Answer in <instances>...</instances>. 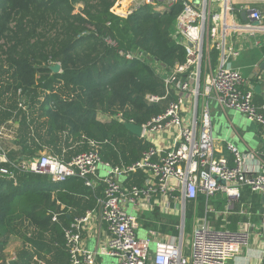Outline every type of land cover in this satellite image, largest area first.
<instances>
[{
    "label": "trees",
    "instance_id": "1",
    "mask_svg": "<svg viewBox=\"0 0 264 264\" xmlns=\"http://www.w3.org/2000/svg\"><path fill=\"white\" fill-rule=\"evenodd\" d=\"M114 3L0 0V127L18 124L11 161L42 151L69 161L93 143L103 161L127 166L149 148L117 119L101 122L98 116L121 114L142 125L163 112L169 98L149 103L145 97L163 95L154 63L170 68L184 62L183 49L170 37L179 8L160 13L146 5L121 19L110 11ZM127 52L146 58L126 60L121 53ZM54 64L59 73L50 70ZM35 111L40 114L33 116ZM16 177L15 184L0 179V264H8L4 251L12 237L22 245L12 264H37L34 257L66 263L64 229L75 215L96 207L102 187L87 188L79 177L57 184L38 174ZM244 192L249 197V189Z\"/></svg>",
    "mask_w": 264,
    "mask_h": 264
},
{
    "label": "built area",
    "instance_id": "2",
    "mask_svg": "<svg viewBox=\"0 0 264 264\" xmlns=\"http://www.w3.org/2000/svg\"><path fill=\"white\" fill-rule=\"evenodd\" d=\"M264 0H115L111 12L126 19L140 8L150 6L164 13L179 8L170 37L184 51V62L164 67L154 63L155 75L163 85V95L147 94L149 103L170 99L161 114L151 117L141 127V139L150 143L141 158L130 165H112L102 160L98 147L75 155L69 161L40 152L34 158L9 159L3 140L10 139L6 127H0V179L16 182V172L46 176L52 184L79 177L87 188L102 186L103 197L93 210L75 217L64 229V247L68 255L64 264H94L96 253L84 247L82 233L93 230L94 221L107 228L102 254L116 258L118 264H226L248 244L252 233L262 236L261 224L245 223L236 231L215 229L208 222L196 220L188 255L182 238L155 240L151 233L139 239L137 217L128 215L124 206L150 207V203L184 210L200 196L205 202L221 195L225 201L223 216L237 206L244 188L264 198V168L255 161L246 167L247 157L231 143L225 144L229 158L216 149L212 137L209 102L219 109L235 111L250 123L264 129V104L256 105L253 87L231 65L240 55L237 39H257L264 34V12L255 5ZM181 7V9H180ZM246 13L248 21H243ZM217 55L215 63L212 54ZM126 60L144 58L127 52ZM153 61V60H152ZM122 124L121 114L110 116ZM168 138L163 141V136ZM164 142V144L161 143ZM8 165L13 169L10 170ZM103 168L105 175H100ZM255 173V174H253ZM141 174L142 182L127 187L122 179ZM243 209V207H242ZM56 221V217L52 218ZM154 250L151 251V244Z\"/></svg>",
    "mask_w": 264,
    "mask_h": 264
},
{
    "label": "crops",
    "instance_id": "3",
    "mask_svg": "<svg viewBox=\"0 0 264 264\" xmlns=\"http://www.w3.org/2000/svg\"><path fill=\"white\" fill-rule=\"evenodd\" d=\"M255 8H260L264 12V2L256 4ZM236 47L239 49L240 56L233 60L231 65L234 69L238 70L240 74H243L245 79L253 87V92L256 86H260L258 90L259 93L255 92L254 102L258 106L263 105L264 69L260 67V64L264 60V34H259L255 40L252 38L247 39L246 36L240 35L237 39ZM208 106L212 117L211 131L212 137L215 140L216 149L220 150L223 155H226L229 158V154L225 149V144L227 142L231 143L239 149L240 152L253 155V158L247 157L245 162L246 167L254 169V163L257 160L262 162L261 165L264 168V162L256 155L260 141L262 137H264V129L250 123L243 115L235 111H222L214 102H209ZM98 119L101 122H109L110 116L99 115ZM1 126L6 127L8 130V137L10 139L3 140L2 144L9 155L11 154V151L15 152L17 149L14 143L18 137L16 134L18 124L8 121ZM166 137L167 136L165 135L163 136L164 142L168 139ZM164 142L161 141L162 144H164ZM42 152L48 153L47 151ZM100 175L102 177L105 175L103 168H100ZM136 176H139V174L131 176L130 180L122 179L123 184L127 187H130L135 183L138 184V178ZM139 178L142 180L141 176ZM98 187L102 186L99 185L96 188ZM244 193L246 195V192ZM260 201L261 197L258 195L250 193L249 197H246L243 194L238 206L232 208L225 216H223L225 201L221 195H217L215 201L212 202H205V200H203L201 204L197 200L195 203H188L184 210V217L183 209L181 207L170 206L168 210H165L161 207L162 203L157 205L156 203L153 204V202H151L150 207L122 205V208L128 215H135L137 217L138 229L136 235L139 239H146L151 233L154 234L153 241H167L172 239L175 242H179L182 238V244H184L185 248L189 249L191 234L195 227L196 220L200 221L205 219L208 224L215 229H227L230 231L238 230L241 226H245V223L261 224L264 221V205L262 206ZM94 208L90 210H93ZM262 209L263 213H261ZM75 217L79 216L75 215ZM75 217L69 221V224L75 219ZM67 218L69 219L70 216L67 215ZM187 220L190 225H192L190 226V239H188V237L185 238L187 227L185 223ZM233 220L236 222L233 223ZM93 228L94 229L89 232L82 233V237L84 247L87 250L96 253L94 264H118L115 257L111 258L102 254L107 237V228L105 225L97 220L94 221ZM21 246L20 239L16 237L10 238L4 251L8 264H12L16 259V255L22 249ZM154 246L155 245L152 242L151 251L154 250ZM186 255H188V251L186 252ZM33 260L36 261L37 264H45L42 260L38 261L36 257H34ZM226 264H264V239L260 235H257V233L250 234L247 246H245V248L235 257L229 258Z\"/></svg>",
    "mask_w": 264,
    "mask_h": 264
},
{
    "label": "water",
    "instance_id": "4",
    "mask_svg": "<svg viewBox=\"0 0 264 264\" xmlns=\"http://www.w3.org/2000/svg\"><path fill=\"white\" fill-rule=\"evenodd\" d=\"M243 19V21H248V17H246V13H241L240 15ZM143 57H146L145 54H143ZM260 67L264 69V60L261 62ZM60 65L59 64H54L50 67V70L52 71V73H59L60 72ZM260 86H256L254 89V92L259 93ZM124 128L126 129V131L133 133L134 135H136L137 137L141 136V127L140 125L137 124H133V123H127L124 124ZM257 157L264 162V137H262L261 141H260V145L258 147L257 153H256ZM261 205H264V198H261L260 201ZM264 209V208H263ZM263 209L261 211V213H263ZM264 239V233L261 236Z\"/></svg>",
    "mask_w": 264,
    "mask_h": 264
},
{
    "label": "rangeland",
    "instance_id": "5",
    "mask_svg": "<svg viewBox=\"0 0 264 264\" xmlns=\"http://www.w3.org/2000/svg\"><path fill=\"white\" fill-rule=\"evenodd\" d=\"M83 7H84V3L83 2H81V3H79V4H77L76 6H75V13H78V12H80L82 9H83ZM23 105H24V103H23ZM24 108V107H23ZM38 114H40L39 113V111H35V113L33 114V116H38ZM13 130H14V128H13ZM16 130V129H15ZM175 222V221H174ZM185 225L187 226L186 227V231H185V238H187L188 237V239H190L189 238V236H190V234H191V227L190 226H192V225H190V223H189V221L187 220L186 221V223H185ZM187 240V239H186ZM188 241V240H187ZM185 253L188 251V249L187 248H185Z\"/></svg>",
    "mask_w": 264,
    "mask_h": 264
}]
</instances>
